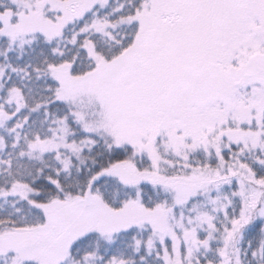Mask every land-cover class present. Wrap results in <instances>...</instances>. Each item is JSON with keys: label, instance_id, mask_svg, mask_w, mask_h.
Here are the masks:
<instances>
[{"label": "snow or ice", "instance_id": "1", "mask_svg": "<svg viewBox=\"0 0 264 264\" xmlns=\"http://www.w3.org/2000/svg\"><path fill=\"white\" fill-rule=\"evenodd\" d=\"M0 264H264V0H0Z\"/></svg>", "mask_w": 264, "mask_h": 264}]
</instances>
